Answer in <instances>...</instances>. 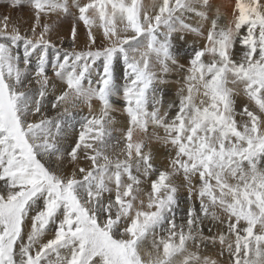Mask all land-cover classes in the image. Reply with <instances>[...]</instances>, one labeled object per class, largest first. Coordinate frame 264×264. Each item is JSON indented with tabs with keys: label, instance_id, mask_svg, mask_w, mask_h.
<instances>
[{
	"label": "snow or ice",
	"instance_id": "obj_1",
	"mask_svg": "<svg viewBox=\"0 0 264 264\" xmlns=\"http://www.w3.org/2000/svg\"><path fill=\"white\" fill-rule=\"evenodd\" d=\"M29 3L34 21L26 30L8 15L0 18V264H264V0H234L223 24L225 14L212 0H77L72 50L60 56L57 49L52 65L66 84L50 103L63 109L59 119L44 103L46 54L56 47L49 38L56 25L47 19L69 15V6ZM186 17L199 22L193 26ZM79 22L86 30L81 51L75 50ZM203 22L210 23L206 34ZM174 33L205 41L192 49L187 67L173 51ZM37 50L44 54L29 71ZM119 62L123 85L114 73ZM173 70L184 73L179 102L162 112L158 85ZM240 90L252 107L238 112ZM121 92L128 127L117 137L111 100ZM93 100L102 106L99 115L85 118L74 145L62 148L64 117L71 115L66 105L91 108ZM150 126L162 129L163 136L153 131L152 137L174 150L168 170L155 169L145 151ZM134 159L143 162L144 176L156 173L147 192L132 174ZM179 177L189 207L178 224ZM205 220L219 225L213 235L203 234ZM209 247H216V258Z\"/></svg>",
	"mask_w": 264,
	"mask_h": 264
},
{
	"label": "rangeland",
	"instance_id": "obj_2",
	"mask_svg": "<svg viewBox=\"0 0 264 264\" xmlns=\"http://www.w3.org/2000/svg\"><path fill=\"white\" fill-rule=\"evenodd\" d=\"M84 2H87V1H85V0H79V3H81V4L84 3ZM223 2L225 4V6H230L229 12L231 13V5L234 3V0H227V1H223ZM67 3H68V6L71 5V6H69V13H70L69 15L65 16L63 14H60L58 16L57 14H52L47 19L48 20L47 21L48 23L51 22V23H55V24L57 23L59 26L61 25V27H57V28L55 27V30L51 34H49V38L51 39L52 43L55 44L56 47L55 48H49L48 49V53L46 54V58H47V60L49 62L48 63V67H47V74H48V76L50 78L49 79L50 80V83H49V87L47 89V92L49 90H51V89H54V87H55V85H53L51 83L52 80H53V82H58L63 87L64 86L66 87L65 82L63 80H61L59 77L55 76L54 71H53V68H52V65L57 62V57H56L58 55L57 54V49L60 50V52H59V55L60 56L63 55V51L64 50H69V51L72 50L71 47H70V30H71V27H72V22L75 20L74 18H76V16L78 15V10L75 7V4L77 3V0H67ZM12 5H13V0H0V18H2L5 15H8L11 18V21L12 22L18 23V24L21 25L22 31L26 30L27 27H30L31 24L34 21L33 10H32V8L30 6L29 0H22L21 6H19V7H13ZM14 17H16V18H14ZM52 17H54V18H52ZM55 18H56V20H55ZM230 18L231 17L229 15L228 20H230ZM52 19H53V22H52ZM57 21L58 22L60 21V22L58 23ZM61 21H62V24L63 25L61 24ZM63 21H64V23H63ZM43 22H44V18L42 17V23ZM185 22L186 23H189L186 20H185ZM222 22H223V20H222ZM57 24H56V26H58ZM65 25H66V27H65ZM203 27H204V24H203ZM65 29H67V30H65ZM37 31H39V29ZM85 31L86 30L84 28L83 23L82 22H79L77 24L78 37H77V41H76V45H75V50H77V51L85 50V46H86V40H85V35H84L85 34ZM94 31H96V30L94 29ZM204 31H205V34H206L207 33V30L204 29ZM176 34L183 35V37H184L183 39L185 41H187V42H195V43H197V45H196L197 48L202 47L201 44H199V42H203L204 41L203 38L197 37V36H195V35H193L191 33H176ZM99 44H100V38H99V35L97 34V44L94 47L99 46ZM19 52H20L21 56H23L22 55L23 54V47L22 46L20 47ZM43 54L44 53H42L40 50H37L36 52H34L32 54V56L30 58L31 59V63L28 66L29 71H33L34 67L36 66L37 58H38L37 56L38 55H43ZM236 56H237V54H236ZM35 57H36V59H34ZM238 57L239 56H237V58ZM181 59L182 60L178 59L179 60V63L180 64H183V65H185V67H187L188 66V63H187V61L185 62L186 59H184V58H181ZM187 60H189V59H187ZM98 64H99V62H97V65ZM156 70H157V72H159V66L158 65L156 66ZM92 73H93L92 74L93 80L95 81V79L97 78V74H96L95 71H93ZM114 73H115V76L117 78V81H119V80L120 81H123V82H121L123 84L124 83V78H123V64H122V62H119V63L115 64V66H114ZM183 75H184L183 72H179V71L173 70V71L169 72L166 76L163 77V79L166 81V83H162V84H159L158 85V87L162 90V93H163V107L161 108V111L162 112L166 110L167 105L169 103L175 102L176 104H178L179 97L177 95V91L181 87V85L183 84V80H182V76ZM34 87H36L37 89H35ZM33 88H32V91L37 96L38 95V92H36V91L38 90L39 86L34 84L33 85ZM57 88H59V87H57ZM241 88H242V86H241ZM47 98L48 97L46 96L45 100ZM51 101H53V100L52 99H50V100L48 99L47 101H44V103L48 105V108H47L48 115L49 116H52V117H55L57 114L54 112V110H51V107H50ZM111 102H112V111H111L110 115L114 118V120L117 119L116 121H118L120 123H123V122L125 123L126 122L125 120L128 117H127V114H126V112L124 110L125 109V102H124V100L122 98V92H121V94H119L117 96H114L112 98ZM94 103L95 104H97V103L100 104V102L98 100H93L92 101V107L91 108H89V106L87 104H84V103H80L78 105V107H76V108H70L69 111H70L71 115H68V117L67 116L64 117L65 123L63 124L64 126L62 125V128L68 129L69 127H72L75 130L80 131V127L79 126H80L81 123L84 122L85 118L91 119L92 116L99 115L102 106L100 104V106L98 108H95L94 107V105H95ZM245 104H248V106L250 108L252 107V104L248 101L247 97L243 94L242 90H240L239 91V94L236 96V110L239 112L243 108V106ZM149 110H151V106L149 107ZM176 111H177L176 107H173L168 112V118L171 119L175 115ZM123 115L126 117V118H124L125 120L123 119ZM56 118L59 119L58 116H56ZM33 119L36 120L38 118H35L34 117ZM237 120L238 121L240 120V117L239 116H237ZM73 121L75 123H73ZM118 122H115L117 126L114 125L115 124L114 123L112 125V128L114 129L113 130V135H115L117 137H120V135H122L120 133L126 132L127 128L124 127L123 125L120 126L119 125L120 123L117 124ZM65 126H66V128H65ZM153 131H156L160 136H163L164 135V132H163L162 129H153L150 126L149 133H148V136L150 137V140H149V143H148V147L145 149V151L146 152L149 151V150L151 151V154H152V161L151 162H152V164H154L155 161H156V157H155L154 153L155 154L158 153L157 155H162L161 154L162 148H165L168 153L167 154L164 153L163 156H164V158H168V161H169L170 158L172 156H174V152H172L171 146L170 145L166 146L162 142L157 141L154 137H152V132ZM141 135H142L141 138H144V134L141 133ZM121 155L122 154H120L119 156H121ZM160 158H161V161L164 162V159L162 157H160ZM119 159L123 160V159H125V157L122 156V157H119ZM131 163L133 164L132 167L133 166L136 167L138 165L137 164L138 161H136L135 159ZM88 164H89V162H88ZM167 165L169 166V163ZM81 166L82 167H85V168L89 167V165H85L83 162L81 163ZM134 167H133V169H134ZM113 168H115L114 165L111 166L110 173L112 171H114V170H112ZM158 169H160L159 166H158ZM68 171L69 172L71 171V166H69ZM132 174L133 175H136V174L133 173V171H132ZM78 178H80V175L79 174H78ZM139 178L142 179L141 180L142 181L141 187L145 190V192L149 191L150 190V183L153 180V178H150L148 176L146 177L143 174H140ZM181 178L180 177L179 178H175V179H178V181H179V182L177 181L176 183L180 187L179 188L180 189L179 190L180 207L183 206V208H184V206H185V208L186 207L188 208L189 205L187 204L188 201L186 199V197L188 196L187 186L184 184L183 179H181ZM125 179H126V177H125ZM147 181H148V184H144ZM2 183L3 182H1V184ZM194 183L196 184L197 187L199 186L198 180L197 181H194ZM109 186H112V185H109ZM178 211H180V210H178ZM180 213L177 212V220H178L177 223L178 224L179 223H184V218H185V215H186L182 211ZM51 234L52 233L49 232L47 235H51ZM224 259H226V257Z\"/></svg>",
	"mask_w": 264,
	"mask_h": 264
},
{
	"label": "bare ground",
	"instance_id": "obj_3",
	"mask_svg": "<svg viewBox=\"0 0 264 264\" xmlns=\"http://www.w3.org/2000/svg\"><path fill=\"white\" fill-rule=\"evenodd\" d=\"M85 1H87V0H85ZM151 0H143V2L147 5V4H150L151 2H150ZM223 1H227V0H212V2L215 4V5H217V6H221V10H222V12H224V18H222V20H223V22L221 21V23L223 24V23H225L227 20H228V18H229V15H230V12H229V10H230V6H225V4H224V2ZM8 2V1H7ZM4 5V4H3ZM69 6H71V5H69ZM11 11V10H10ZM20 14V13H19ZM17 15V14H16ZM62 17V16H61ZM14 18H16V17H14ZM52 18H54V17H52ZM57 18V17H56ZM56 18H55V20H56ZM60 18V17H59ZM61 19V18H60ZM75 19V18H74ZM51 20V19H50ZM59 20V19H58ZM62 20V19H61ZM185 20L186 21H188L190 24H192L193 26H196L197 25V23L199 22V18H189V17H186L185 18ZM48 21V20H47ZM52 22H53V19H52ZM55 22V21H54ZM58 22V21H57ZM60 22V21H59ZM58 22V23H59ZM51 23V22H50ZM63 23H64V21H63ZM71 23V22H70ZM73 23V22H72ZM57 24V23H56ZM55 24V25H56ZM61 24H62V21H61ZM203 24H204V29H206V30H208V28L210 27V23L209 22H203ZM58 25V24H57ZM63 25V24H62ZM57 27H61V25L59 26H56V28ZM65 27H66V25H65ZM38 30V29H37ZM65 30H67V29H65ZM62 31V30H61ZM51 34V33H50ZM180 36L181 35H178V34H176V33H174L173 34V45H174V48H173V51H174V53L177 55V58L178 59H180V60H182L181 58H184V59H186L185 60V62L187 61V63H188V61L189 60H187V59H190V53H191V49H193V48H197L196 47V45H197V43H195V42H187V41H185L184 39H180ZM60 38V37H59ZM57 39V38H56ZM83 41V40H82ZM203 41V40H202ZM61 43V42H60ZM204 43H205V41H203V42H199V44H201V46L203 47V45H204ZM59 44V43H58ZM60 45V44H59ZM241 51H242V49H241V46L239 45V44H237L236 45V47H235V53L237 54V56H239L240 55V53H241ZM48 53V52H47ZM58 54V53H57ZM23 55V54H22ZM48 56V55H47ZM22 57V56H21ZM38 57V56H37ZM57 57V56H56ZM33 58V57H32ZM34 59H36V57L34 58ZM33 60V59H32ZM35 68V67H34ZM34 70V69H33ZM117 72V71H116ZM115 72V73H116ZM93 74V73H92ZM50 79V78H49ZM121 82H123V81H118V83L119 84H121V85H123ZM51 83L53 84V85H55V87L57 88V87H59V88H55L54 87V89H51V90H49L48 92H47V99L45 100V101H47L48 99L50 100V99H52V100H54L55 99V97L56 96H58L62 91H64L65 89H66V87L64 86H62V85H60V83H58V82H53V80L51 81ZM62 86V87H61ZM35 89H37L36 87H34ZM33 88V89H34ZM36 91V90H35ZM36 92H38V90L36 91ZM37 97H38V95H37ZM85 104V103H84ZM95 104V103H94ZM83 105V104H82ZM81 105V106H82ZM80 106V107H81ZM100 106V104L99 103H97V104H95L94 105V107L95 108H98ZM66 107H69V109L71 108L70 106H68V105H66ZM84 107V106H83ZM82 108V107H81ZM52 110V109H51ZM62 108L61 109H58V110H55L54 112L57 114V111H61L62 112ZM82 112V111H81ZM57 116V115H56ZM55 116V117H56ZM66 117V116H65ZM68 117V116H67ZM77 117V116H76ZM80 117V116H79ZM35 118H38V116L37 117H35ZM118 118V117H117ZM124 118H126L124 115H123V119ZM120 119V118H119ZM34 120V119H33ZM68 120V119H67ZM117 120V119H116ZM115 120V122H118V121H116ZM125 120V119H124ZM126 122L124 123H120V122H118L117 124H119L120 126L121 125H123L124 127H128V118L125 120ZM67 122V121H66ZM73 123H75L74 121H73ZM80 124V123H79ZM114 125H116V123L114 124ZM118 125V126H119ZM64 126V125H63ZM74 126V125H73ZM117 126V125H116ZM114 127V126H113ZM65 128H66V126H65ZM125 128V129H126ZM116 129V128H115ZM114 130V129H113ZM117 131V130H116ZM62 132H63V140L61 141V146H62V148H64V149H69L72 145H74V143H75V141L78 139V135H79V131H77V130H75L74 128H72V127H69L68 129H64V128H62ZM120 134H123V133H120ZM143 134V133H142ZM115 136V135H114ZM120 136H122V135H120ZM138 136H139V138H141L142 137V135H141V133H138ZM155 149V148H154ZM163 152V153H162ZM172 152H174V150L172 149ZM157 153V152H156ZM167 154L168 152H167V150L165 149V148H162V151H161V154L162 155H157V154H155L154 153V155H155V157H156V161H155V163L154 164H152L153 165V167L155 168V169H157V170H159V171H164V170H168L169 169V166L167 165L168 163H169V161H168V158H164V156H163V154ZM110 154H112V153H110ZM122 156H124V155H121V156H119V157H122ZM160 157H162L163 159H164V162H162L161 161V158ZM116 158V155H114L113 154V159H115ZM83 163L85 164V165H89L88 164V162L87 161H83ZM138 165L136 166V167H134V169H133V167H132V171H133V173L134 174H136V175H138V176H140V174H143V171H144V165H143V162H138L137 163ZM133 165V164H132ZM158 166L160 167V169H158ZM69 169V166H67V170ZM112 170H115V168H113ZM80 175V178L82 177V175L81 174H79ZM148 177H150V178H153V179H155L156 178V173H152L151 175H149ZM181 178V177H180ZM182 179V178H181ZM142 180V179H141ZM178 181V179H176V182ZM181 181V180H180ZM1 182L2 181H0V184H1ZM179 182V181H178ZM144 184H148V181L146 182V183H144ZM180 188V187H179ZM185 198V197H184ZM183 200V199H182ZM182 202V201H181ZM185 202V201H184ZM188 205H189V203H187ZM178 210H180V211H178ZM177 210V212H183L184 214H186V210H187V207L185 208V206H184V208H183V206L182 207H180V209H178ZM181 214V213H180ZM178 221V220H177ZM29 222H26V225L28 224ZM203 234L205 235V236H210V235H213L215 232H216V230H217V227H219V225L217 224V222H215V221H212V220H205L204 221V223H203ZM209 228H212V231L210 232L209 231ZM27 231H28V227L26 226V228H25V233H27ZM50 238H52V234L51 235H46V237H45V240H47V239H50ZM146 248H148V249H150V244H147L146 243ZM207 254H209V255H212L213 256V258H216V247H209L207 250Z\"/></svg>",
	"mask_w": 264,
	"mask_h": 264
}]
</instances>
